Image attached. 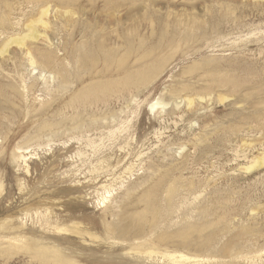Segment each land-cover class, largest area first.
<instances>
[{
  "label": "rangeland",
  "instance_id": "374dc122",
  "mask_svg": "<svg viewBox=\"0 0 264 264\" xmlns=\"http://www.w3.org/2000/svg\"><path fill=\"white\" fill-rule=\"evenodd\" d=\"M1 14L0 264H262L264 0Z\"/></svg>",
  "mask_w": 264,
  "mask_h": 264
},
{
  "label": "bare ground",
  "instance_id": "6f19581e",
  "mask_svg": "<svg viewBox=\"0 0 264 264\" xmlns=\"http://www.w3.org/2000/svg\"><path fill=\"white\" fill-rule=\"evenodd\" d=\"M28 1H33V0H28ZM73 4V3H72ZM45 8V7H44ZM68 11V10H67ZM42 14H41V16H39V18H37L36 20H33L32 22H36L37 24H40V25H42V26H44V27H47L48 26V23L46 22V20L44 19V16L46 15V13L48 12V10H47V8H45V9H43L42 11ZM2 13V12H1ZM2 15V14H1ZM2 17V19H1V23H3L5 20H6V18H5V16L4 15H2L1 16ZM32 20V19H31ZM34 22V23H35ZM27 24H29L28 25V27H30V23H27ZM35 26V25H34ZM34 29H36V28H34ZM37 31V33L39 32L38 30H36ZM35 31V32H36ZM82 31V30H81ZM30 32V31H29ZM32 33V32H31ZM26 34L25 36H22V37H20V38H13L12 39V41H9V42H7L6 43V46L8 47L9 45H10V43L11 42H15L16 44L18 43V44H21V45H23V46H25L26 45V41L28 40V39H30V38H34V37H36L37 36V34H34V36L32 35V34ZM44 33V32H43ZM92 33V32H91ZM95 33V32H94ZM93 33V34H94ZM39 34V33H38ZM47 35V34H46ZM93 36V35H92ZM38 37V36H37ZM86 37V36H85ZM89 37V36H88ZM11 40V39H10ZM90 42V41H89ZM89 42H87L88 43V45L90 46V44H89ZM17 44V45H18ZM5 46V49H0V55L1 54H4L5 52H7V47ZM19 46V45H18ZM89 46H88V48H89ZM91 46H95V44L94 45H91ZM99 46V45H98ZM95 48H96V46H95ZM86 49V48H85ZM97 49V48H96ZM84 50V49H83ZM95 50V49H94ZM79 51V50H78ZM85 51H87V50H85ZM91 51V50H90ZM101 51V50H100ZM45 52V51H44ZM49 52H51V51H49ZM87 52H89V51H87ZM106 54L104 55V63L106 64V65H109L110 63H109V60H110V58H111V55H110V53H107V52H105ZM52 54V53H51ZM73 54H74V51H73ZM97 54V53H96ZM44 55H45V53H44ZM27 56H28V63H29V65H30V70H46V67L47 66H51L52 65V61H53V58L54 57H52L51 55H45L44 57H42V59H40V61H38L37 60V58H35L33 55H32V53L28 50V48H27ZM41 56V55H40ZM39 56V57H40ZM90 56V55H89ZM78 57V56H77ZM82 57V56H81ZM97 58H99V56L97 57ZM56 59V58H55ZM76 59H79V58H76ZM92 59V58H91ZM88 60V59H87ZM84 62V61H83ZM99 62V61H98ZM97 62V63H98ZM77 63H78V60L76 61V65H77ZM85 63H87V61L85 62ZM91 63L92 64H96L95 63V60L94 59H92L91 60ZM118 63H120V61H118ZM54 64V67L53 68H56V66H55V63H53ZM80 64V63H79ZM83 64V63H82ZM97 65V64H96ZM49 66V67H50ZM83 66V65H82ZM89 66H91V65H89ZM157 66V65H156ZM52 67V66H51ZM96 67V66H95ZM93 68V67H92ZM61 70V69H60ZM64 70V69H63ZM151 70V69H150ZM80 71H82V70H80ZM90 71V70H89ZM93 71V70H92ZM95 71V70H94ZM78 72V71H77ZM83 72H84V70H83ZM86 72V71H85ZM96 72V71H95ZM80 73V72H79ZM99 73H103V71L102 70H100L99 71ZM94 74V73H93ZM77 75H78V73H77ZM82 75V74H81ZM97 75V74H96ZM97 77V76H96ZM68 78V77H67ZM143 80H145V78H143ZM64 83H66V80H63L62 82H61V84H60V86L63 84V86L62 87H64ZM68 83V82H67ZM65 87H66V84H65ZM77 97H82V95H79V96H77ZM190 99V98H189ZM190 103H191V101H190ZM161 105L162 104V102H155L154 104H152L151 105V108L153 109V108H155V106L156 105ZM19 149H23V148H19ZM22 153H23V151H22ZM22 157H23V155H22ZM256 158H259L260 159V161H262L263 163H261L262 165L264 164V153H263V155L261 156V157H256ZM256 158H255V161L252 163V165H250V167L251 168H253V166H254V164H256L257 165V163H258V159L256 160ZM260 163V162H259ZM258 166H260V164L258 165ZM256 167V166H255ZM246 168H249V167H246ZM251 168H249V169H251ZM255 169V168H254ZM104 188H106V190H107V185H104L103 186ZM108 192H110V191H108ZM105 199V198H104ZM37 213H39L38 211L36 212V214ZM29 214V213H28ZM123 226V225H122ZM60 228V227H59ZM61 228H62V226H61ZM60 228V229H61ZM62 230V229H61ZM63 231V230H62ZM18 242V241H17ZM170 252V251H169ZM166 253V256H168V258L170 257L171 259H172V262H173V260L174 261H178V259H179V261L180 260H188V259H191L192 257L191 256H188L187 254H185V253H182V252H176V253ZM149 253V252H148ZM165 254V253H164ZM151 255V254H150ZM261 255V254H260ZM256 256V255H255ZM166 258V257H165ZM194 259L196 260V261H204V260H201V258H199V257H194ZM204 259H206V258H204ZM208 260H211L210 258H207ZM256 259V258H255ZM207 261V260H206ZM255 262H257V261H255ZM262 264H264V261H262Z\"/></svg>",
  "mask_w": 264,
  "mask_h": 264
}]
</instances>
